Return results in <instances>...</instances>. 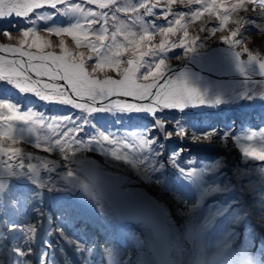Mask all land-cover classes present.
<instances>
[{"label": "rangeland", "instance_id": "obj_1", "mask_svg": "<svg viewBox=\"0 0 264 264\" xmlns=\"http://www.w3.org/2000/svg\"><path fill=\"white\" fill-rule=\"evenodd\" d=\"M117 2L123 3V0ZM132 2L139 3V0ZM218 2L230 6L237 0ZM69 3H81L86 9L91 8L95 12L109 14L106 25L109 29V40L105 41L106 45L111 43V33L116 30V25L120 21L130 26V31L138 34L136 39L142 33L141 25L132 23L133 16L121 12L116 14L118 20L113 21L111 19L113 8L99 9L95 4L87 5L86 0H69ZM166 5L167 0H160L159 6L153 9L154 14L151 16L144 15L143 9L139 12L145 24L157 26L149 28L151 41L146 43L143 50L148 51L152 45L158 46L162 39L168 42L166 48L169 50L156 56L146 55L144 60L147 63L154 66L159 59H163L167 68L179 62L178 59H185L190 53L205 55L212 50L208 57L214 60L215 65L221 69L236 67L233 70H237L243 63L255 62L239 61L238 57L248 59L247 56H243L246 53L243 52L242 46L263 57L264 10L259 9L258 5L255 7L247 5L230 13L223 29L220 28L219 20L214 13L204 12L200 19L195 21L190 19V12L199 9L201 7L199 4H189L188 0H176L171 6V13L165 19L163 14L168 10ZM180 12L189 14L182 21L189 38L197 37L191 50L171 47L172 43H179L183 36L182 30L168 36H162L158 31L160 26L168 27L169 21L177 18L173 14ZM36 17L40 18L35 19ZM78 19L77 14L64 8L51 9L47 6L35 9L29 14L28 19L15 16L0 18V40L18 44L20 33L28 27H35L38 34L47 36L46 29L69 27ZM29 20H34V23H29ZM97 20L98 22L90 28L92 40L95 38L91 33L98 31L103 23L102 18L98 17ZM236 20H242L243 23L237 24ZM39 21L48 24L42 26ZM81 22L85 21L81 19ZM171 26L176 27L175 24ZM6 30L11 33L10 37L4 35ZM231 31H238L236 40L239 43H227L222 38ZM47 38L53 42L54 47L45 51L59 54L60 39H64L66 45L75 50V42L69 35L60 37L52 35ZM117 42L127 43L123 34L117 36ZM221 48L227 51V57L219 54H226ZM79 50L87 52L85 48ZM235 52L239 54L238 57L234 56ZM130 56L131 51L125 52L121 59L126 61ZM87 63L92 64L94 60ZM121 67H126V64H122ZM146 71L147 69L143 68L138 75L142 77ZM256 72L261 73V70ZM94 75L119 77L117 73L107 68L104 73L98 72ZM258 76L261 77H215L205 90L198 93L199 100L189 101L183 107L184 110L177 107H160L151 112L152 120L147 119V123L142 124L139 120L144 116L140 110H126L120 113L112 109L86 112L62 102L44 101L33 93H22L6 81H0V99L17 105L21 113L25 111L34 113L43 122L36 127L23 122H13L16 144L7 140L0 143L5 147H18L19 155L12 163L22 161L24 166L9 167L7 158L0 155V175L12 176L16 182L31 181L36 183L38 188H49L53 194L59 191L61 197H57L61 199L63 197L69 199L68 202L57 200L55 206L56 197L50 195L52 193L48 191H40L35 186L9 183L3 190L0 185V264L21 263L19 253L23 250L31 252L27 256L29 264L101 263L97 258L99 250L96 248V241L105 236L102 228L105 229L106 225L103 223L104 210L99 209L96 203L103 202L92 192L84 194L75 192L81 176L77 172L78 165H74L73 154L80 147L101 150L102 154L98 153L100 154L98 159L108 171L112 172L115 161L120 163L121 167L135 165L140 172L149 171L146 181L157 186L164 184L165 191L172 195L179 206H188L200 235L198 238L202 254L200 264H233L229 263L230 261L234 264H264V161L247 157L242 151L244 146L249 145L264 148V74ZM243 101L246 103L236 108L239 106L238 103ZM229 104L230 109L219 107ZM3 111L6 110H0ZM127 116L136 120H127ZM198 119L205 121L206 127H200L199 123L193 122ZM53 122H58L61 130L53 131L47 127V124ZM6 126L7 122L0 121V129ZM69 126L78 130L74 137L76 143L71 152L54 143V140L59 138V131L62 132ZM252 134H255L253 139L248 140L247 137ZM104 136H108L115 143L108 144L104 141ZM175 139L179 141L176 142ZM180 140L211 145L219 150L203 151L191 148L181 144ZM124 144L131 147L125 148ZM45 147L48 151L43 150ZM107 154L113 159L108 160ZM139 176L143 179L141 174ZM4 180L9 182L10 179L6 177ZM253 190L255 191L252 192ZM187 195L191 197L186 198ZM44 200L46 202L43 203ZM78 202L85 207L82 212L86 213L84 216L78 215L79 218L75 217L78 211L72 208V205ZM255 203H260L263 207L259 212L256 207L252 209L245 207V204ZM103 207L105 208L104 205ZM88 209L91 211L89 215ZM93 211L102 217L99 219ZM242 215L246 216L244 220ZM89 223H94L98 232H92L95 227L87 228ZM112 229L113 226L109 230L115 239L120 240L121 236L126 235L119 231L118 227L114 231ZM127 232L130 236L129 230ZM38 247L41 248V252L36 259ZM119 252H121L118 254L119 260L123 262L125 253L123 249ZM234 252L237 256L233 255ZM126 262L132 263L130 259H126Z\"/></svg>", "mask_w": 264, "mask_h": 264}, {"label": "snow or ice", "instance_id": "obj_2", "mask_svg": "<svg viewBox=\"0 0 264 264\" xmlns=\"http://www.w3.org/2000/svg\"><path fill=\"white\" fill-rule=\"evenodd\" d=\"M176 0H167V11L164 12V18L167 19L171 13V6ZM88 4H95L99 9L113 8L111 19L117 21V13H125L133 16V24L139 23L142 33L138 35L129 30L128 25L120 21L116 25V30L111 33V43L105 44L109 40L108 27L109 20L107 12H95L91 8H85L81 3H69V0H0V18L22 17L29 18V14L35 9H42L45 6L51 9L64 8L78 15L76 23L69 27H56L46 29L47 36L63 35L71 36L75 42V50L70 49L64 39L58 42L59 54L53 51H45L53 48V42L38 34L35 27H28L20 33L18 46H8L0 44V53L9 54L11 59L5 55H0V81H6L13 85L22 93H33L36 97L44 101H58L64 104L72 105L77 109L86 112L104 111L106 109L122 110H147L155 112L160 107L172 108L181 107L184 101H197L199 95L197 90L188 87L181 79H168L165 76L166 64L163 59H159L153 66L144 60L146 55L156 56L158 53L168 51L166 48L167 40L162 39L158 46L152 45L148 51H144L147 42L151 41L149 28H156L154 24H145L140 10H144V15L154 14L153 9L159 6L160 0H139V3H133L132 0H123L118 3L117 0H86ZM188 3H196L201 7L190 12V19L195 21L200 19L204 12L214 13L219 20V26L223 29L229 20V14L247 5L257 6L264 10V0H237L230 6H226L218 0H188ZM62 5V7H58ZM177 16L173 21H169L168 27L160 26L159 33L162 36L174 35L177 31H183V36L178 44L172 43L171 47H183L191 50L195 38H189L187 28L182 21L188 16V13L180 12L173 14ZM103 19L98 31H93L90 39L91 25L98 22L97 18ZM36 17L35 19H39ZM81 19L85 22L82 23ZM34 23V20H29ZM235 23L242 24V20H236ZM175 24L176 27L171 25ZM203 30V29H202ZM264 30V29H262ZM123 34L127 43H118L117 36ZM6 37L11 33L4 32ZM238 31H231L229 35L222 38L227 43H239L236 40ZM85 48L87 52L79 49ZM27 49V50H26ZM35 49V51H31ZM243 52L247 54L248 60H257L261 73L264 74V57L259 54H253L248 48L242 46ZM131 51V56L126 60L121 57L125 52ZM138 53V54H137ZM239 55V54H238ZM18 57V58H17ZM94 60V63L88 64L87 61ZM126 64V67H121ZM110 69L119 75V79H113L107 76L104 79L97 78L95 73H104L105 69ZM146 68L147 71L138 75L140 70ZM90 69V70H89ZM243 71V69H241ZM143 81L151 82L141 83ZM163 80V83L159 81ZM63 82V83H61ZM115 97V99H110ZM123 98H131L134 102H128ZM99 102V106H97ZM0 121L7 122V126L0 129V142L5 140L16 144L15 128L13 122H23L33 127L41 125L43 122L30 111L20 112L17 105L5 99H0ZM53 131L61 130L58 122L47 124ZM63 129V128H62ZM78 130L73 126L66 127V130L59 131V138L54 143L62 146L63 150L71 152L76 143L74 137ZM255 134L249 135L248 140H252ZM108 144L115 142L108 136L103 137ZM143 143V142H142ZM119 145H117V148ZM123 147L130 148L131 145L124 144ZM44 151H48L45 147ZM243 154L254 160L264 161V148L254 146H244ZM20 149L18 147H5L0 143V155L7 158L8 166L14 165L23 168V162L13 164L17 160ZM30 167V166H29Z\"/></svg>", "mask_w": 264, "mask_h": 264}, {"label": "water", "instance_id": "obj_3", "mask_svg": "<svg viewBox=\"0 0 264 264\" xmlns=\"http://www.w3.org/2000/svg\"><path fill=\"white\" fill-rule=\"evenodd\" d=\"M0 44L8 45V46H18L17 43L6 42V41H1V40H0ZM31 51H35V49H31ZM0 55H5L6 58L8 59L12 58V56L9 54L0 53ZM263 57H264V54H263ZM238 59H240L239 61L241 62H244V60L245 61L248 60L244 58L242 59L238 58ZM257 62L258 61L256 60L255 62L249 63V64L243 63L242 66H245V68H251V65L257 66L258 65ZM235 68L221 69L220 66L215 65V62L213 59L205 56L204 54L190 53L185 59L179 62H176L175 64L167 67L165 69V76L168 79H181L188 87L196 89L197 93H199L205 90V88L209 85L210 81H212L215 77H221V76L239 77L241 76L240 78H251V77L255 78V77H261L258 75H263L262 73H259V72L244 73V72H241V68L238 69L239 73L230 74V71H233V69ZM107 76L108 75L97 76V78L104 79ZM112 78L119 79L120 77H117V78L112 77ZM139 82L147 83V82H151V79L149 81L140 80ZM159 82L163 83V80H160ZM110 99H115V97H112ZM123 99H126L128 102H134L131 100V98H123ZM188 102L189 101H184L183 105L177 108L183 109V107L187 105ZM97 106H99V102H97ZM188 106L192 107V105H188ZM112 110L126 111V110L115 109V108H113ZM140 111L144 116L143 119H148V120L153 119V117L151 116L152 114L151 112L147 110H140ZM175 141L178 142L179 140L175 139ZM180 142L183 145L189 146L191 148L200 149L203 151H213L217 149L214 146L205 145L199 142L192 143L190 141H183V140H180ZM185 155H187V153H185ZM77 172L81 176V181L77 183L75 192H80L83 194L92 192L96 198L102 200V202L104 203V206L108 208L109 212L111 213L113 217L111 221H114L116 225V227H113L112 230H115V228H117V226L120 225V223H124L126 226H132L136 223L139 224L141 227H143L146 230V232H148V235L151 238V240L147 241L146 243V249L149 255L151 256V258L153 259L154 263L157 264V263L163 262V263L171 264L169 256H168V251L170 249V245L168 243V236L170 234V228L165 223V219L163 218L164 217L163 214H161L162 212L160 211V207L156 205V203L149 198V195L147 193L140 192L133 187L125 188L121 186L120 183L108 171L104 170L99 164L95 162H90V163L85 162L81 166L77 167ZM10 177L11 178L9 179L11 180H9L8 182L7 180H4L6 178V175L4 176L0 175V185H2L1 187L3 190L4 188H6L7 184L9 183L10 184L21 183V184H24L25 186H31V185L37 186L36 183H33L31 181L16 182L14 177L12 176ZM44 188L45 189L43 190H46L52 193L50 195L52 196L54 195V197H56L54 198V202H55L54 204L56 205V201L61 200V198H59L61 197V193H59V191H56V193L53 194V191H51L49 188H46V187ZM84 191H88V192H84ZM131 199L138 200V204L132 205L130 203ZM65 200L67 202L69 201L67 197L65 198ZM44 202L46 201L44 200L43 203ZM152 203L155 206V208L159 210L160 213L154 208V206L150 208ZM141 204H142V208H139ZM255 204L259 206V208H257L259 212V209L263 207H261L260 203L258 204L255 203ZM245 207L248 209H252L254 205L245 204ZM74 208L77 209V211H83L85 207L78 203L74 205ZM87 213L89 214L91 213V211L88 209ZM93 213L95 214L94 211ZM95 215L99 219L102 217V216H98V213H96ZM242 216L244 217L245 215H242ZM152 221H158L161 226L162 231H160L158 235L162 237L159 238V240H156L154 238L155 237L154 232L156 230V227L154 226ZM237 222H239V220ZM92 227H95V229H93L92 232H96L98 230L96 225H93L91 223L87 224V228L91 229ZM112 238H113V241L115 242V244H113L114 249L116 248L120 250V249L125 248V246H127L125 245L127 239L120 237V240H121L120 241L119 239H115L113 236ZM158 244L160 245L158 246ZM40 252H41V248L38 247V249L36 250V255H35L36 259L39 256ZM159 254H162V257H160ZM74 256L73 258L76 259Z\"/></svg>", "mask_w": 264, "mask_h": 264}, {"label": "bare ground", "instance_id": "obj_4", "mask_svg": "<svg viewBox=\"0 0 264 264\" xmlns=\"http://www.w3.org/2000/svg\"><path fill=\"white\" fill-rule=\"evenodd\" d=\"M257 64H258L257 66L251 65V68H245V66H242L241 69H243V71L241 70V72L244 73L256 72L257 70L260 69L258 62ZM237 72L238 69L230 71V74ZM76 150L77 151L73 154L74 165L77 164L79 167L85 162H89V163L95 162L99 164L104 170L108 171L107 168L104 165H102V162L98 159V156L102 154L101 150L98 151L96 149L94 150L93 148L91 149L88 147L86 148L80 147V149H76ZM109 153L111 154V152ZM90 157L93 159H87ZM107 158L108 160L113 159V157L109 156L108 154H107ZM114 163L115 166L112 168V172L111 171L108 172L120 183L121 186L125 188L133 187L140 192L147 193L149 195V198L153 200L156 203V205L160 207V211L162 212L161 214H163L164 216L163 218L165 219V223L170 228V234L168 236V243L170 245V249L168 251V256L171 264H194V263L200 264L199 260L200 257L202 256L201 248L198 243V238L200 237V235L196 226V222L194 221V217L192 216V214L189 213L188 206H179V204L174 201L172 195L168 191H165L164 184L157 186L151 182L146 181L147 180L146 177L149 171L142 170L140 172L136 169L135 165L121 167L120 163L116 161ZM139 174L143 176V179L140 178ZM6 177L8 179L11 178L9 175H7ZM39 188L43 192L46 191L43 190L45 189L43 187H39ZM254 191L255 190H253L252 192ZM84 192H88V191H84ZM99 201L102 200L99 199ZM130 203L132 205L138 204V200L131 199ZM102 204L104 205V203ZM102 204L96 203V206L99 209L103 208L104 210L103 223L104 225H106L105 229L102 228V231L105 233V236L102 237L101 239H97L96 241L97 242L96 248L97 250H99V255L97 256V258L98 261L101 262L98 264H128L126 262V259H130L132 261V263L130 264H155L146 249V243L147 241L151 240V238L149 237L148 232H146V230L137 223L132 226H126L124 223H120V225L117 226L119 228V231H122L126 234L125 236H121V237L127 239L125 243V245L127 246H125V248L122 247L123 253H125L123 259L125 260L123 262H120L119 260L120 256H118V254L121 252H119V249L116 248L114 249L113 247L114 241L111 236V232L109 230L110 227L112 226L116 227V225L114 221H111L113 217L109 212L108 208H106V206L104 208ZM173 205L175 206V208ZM153 206L154 205L152 203L150 208ZM139 208H142V204L139 206ZM156 210L159 212L158 209ZM98 222L100 223V220H98ZM152 223L156 227V230L154 232V236H155L154 238L156 240H159V238L162 237L158 235V233L162 231L161 226L158 221H152ZM92 224L95 225L94 223ZM120 227L124 230H122ZM126 228L129 230L130 236L127 232L128 230L127 231L125 230ZM159 245L160 244H158V246ZM30 253L31 252L28 250L21 251L19 253V261L21 263L18 264H29V260H27L28 259L27 256L30 255ZM142 254H144V256H142ZM159 255L160 257H162V254ZM233 255L237 256V253L234 252ZM175 256L176 258L174 259ZM229 263L234 264L233 261H230ZM157 264H167V263L162 262Z\"/></svg>", "mask_w": 264, "mask_h": 264}, {"label": "trees", "instance_id": "obj_5", "mask_svg": "<svg viewBox=\"0 0 264 264\" xmlns=\"http://www.w3.org/2000/svg\"><path fill=\"white\" fill-rule=\"evenodd\" d=\"M80 1H82V0H80ZM83 1H85V0H83ZM87 5H91V6H93L92 4H87ZM38 23H41V25L43 24L42 26H45L46 24H48V23L45 22V21H43V23H42V21H39ZM245 103H246V101H243V102L238 103L239 106H236V108L242 106V105L245 104ZM219 107H220V108H221V107H224V108L227 107V108L230 109V108H231V104H229V105H227V106L220 105ZM219 107H217L218 110H219ZM210 110H214V109L210 108ZM118 112L120 113L121 111H118ZM169 113H172V114H173V112H169ZM197 113H199V112H197ZM182 114H183V113H182ZM184 115H185V114H184ZM168 116L171 117V115H168ZM127 117H128L127 120H128V119H130V120H136V119H134V118H131V116H130V117L127 116ZM184 118H185V117H184ZM184 118H181V120H185V119H186V118H185V119H184ZM139 121H140L141 124H142V123L146 122L147 119H146V120H145V119H140ZM135 122H136V121H135ZM135 122H130V123H131V124H134ZM188 122H191V121H188ZM193 122H197V123H199L198 126L201 127V125H200V124H202V120H201V119H198V120H196V121L194 120ZM193 122H192V124H194ZM146 123H147V122H146ZM203 123H205V122H203ZM141 124H140V125H141ZM127 126H129V125H127ZM191 191H192V190H191ZM185 197H186V198H189V197H191V196H190V195H187V196H185ZM55 206H56V205H55ZM51 211H52V210H51ZM53 233H54V232H53ZM55 234H56V232H55Z\"/></svg>", "mask_w": 264, "mask_h": 264}, {"label": "flooded vegetation", "instance_id": "obj_6", "mask_svg": "<svg viewBox=\"0 0 264 264\" xmlns=\"http://www.w3.org/2000/svg\"><path fill=\"white\" fill-rule=\"evenodd\" d=\"M221 50H223L226 54H222V53H219L221 56H224V57H227V51L224 49V48H221ZM231 50V49H230ZM210 52H212V50H209L208 51V54L207 53H205V56H209V54H210ZM236 53V52H235ZM234 56L235 57H238V54L236 53V55L234 54ZM243 56H247V54H244ZM213 57H215V56H213ZM215 58H217V57H215ZM239 58V57H238ZM182 59H178V61H181ZM224 61V60H223ZM166 64V63H165ZM203 122H205V121H202V124H201V127L203 126V127H206L205 125H206V123H203ZM6 179V178H5ZM13 186H15L14 184H13ZM16 187V186H15ZM32 187H34V186H32ZM35 188H37V189H40V188H38V187H35ZM40 191H42V190H40ZM65 198L66 197H63V199H61V200H58V201H66L65 200ZM67 202V201H66ZM80 205H82L80 202H78ZM254 207H256V208H259V206H257L256 204H254ZM72 208L74 209V205H72ZM228 209V208H227ZM77 210V209H76ZM84 214H86V213H83L82 211H78V213H77V215L75 216V217H77V218H79L78 217V215H83L84 216ZM87 215H89L88 213H87ZM245 218L244 217H242V220H244ZM248 223V222H247ZM247 223H245V224H247Z\"/></svg>", "mask_w": 264, "mask_h": 264}]
</instances>
